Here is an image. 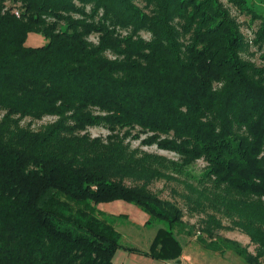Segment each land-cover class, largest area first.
Instances as JSON below:
<instances>
[{"label": "trees", "instance_id": "trees-1", "mask_svg": "<svg viewBox=\"0 0 264 264\" xmlns=\"http://www.w3.org/2000/svg\"><path fill=\"white\" fill-rule=\"evenodd\" d=\"M17 1L20 17L0 10V264H121L120 248L178 255L165 228L150 251L124 245L98 207L126 197L153 217L183 223L184 207L153 188L180 177L136 158L129 134L205 158L218 182L264 198V67L241 55L243 34L221 0ZM94 31L97 43L87 38ZM46 115L56 118L22 124ZM98 124L109 132H89ZM182 182L187 211L207 217L204 229L246 233V245L229 242L264 264V204L226 225L209 210L205 186Z\"/></svg>", "mask_w": 264, "mask_h": 264}, {"label": "rangeland", "instance_id": "rangeland-1", "mask_svg": "<svg viewBox=\"0 0 264 264\" xmlns=\"http://www.w3.org/2000/svg\"><path fill=\"white\" fill-rule=\"evenodd\" d=\"M221 1L229 9L243 34L241 55L243 58L258 64V66L264 67V0ZM139 3L144 5L146 1L139 0ZM20 8L21 1L0 0V10L2 11L10 9L20 17L21 12L19 14L16 12ZM90 9L91 5L89 3L87 10L90 11ZM70 15L83 17L87 21L99 18L97 15H82L79 12H71ZM46 18L47 20H53V17L47 16ZM174 21L178 23L182 21V18L176 16ZM116 27V30L123 34L130 31V29L117 25ZM141 34L147 38L152 35L146 29L142 30ZM180 36L184 35L181 34ZM87 38L91 42L97 43L99 32H91L87 35ZM105 53L112 57L115 56L110 49ZM1 116L2 112L0 118ZM55 118L54 115H46L42 118L25 117L22 119V124L39 128ZM88 130L93 135H105L109 132L105 124L89 126ZM134 132H137V130H134ZM125 143L129 152L133 153L136 158L146 163L164 166L180 177V179L172 181L157 180L154 182L153 188L161 197L175 201L184 207L185 215L183 216V223H176L173 226L166 220L153 217L146 208L126 197H115L99 201L98 207L111 217L115 227L120 232V241L124 245L150 251L158 232L165 228L173 234L179 250L177 256L165 259L168 264H251L238 251V248L232 242H229L234 239L240 241L242 245H246L250 240L246 233L237 228H215L211 235L204 229L206 215L204 213L191 214L187 211V205L181 196L185 191L182 179L185 178L206 187L211 195L209 210L216 213L217 217L226 225L231 223V218L245 216L246 214L243 212H252L255 205L264 204L263 197H259L257 194L246 196L234 189H229L225 183L218 182L215 175L207 173L209 163L205 158L188 159L176 150L160 147L158 143L150 141L148 134L145 132L138 136L127 135ZM243 204H245L246 209L240 206ZM247 204H250L251 210H248L249 206ZM253 247V244H251L249 248L253 250ZM119 250L125 249L120 248ZM134 254L136 256L152 257L138 252ZM160 260L163 261L164 259Z\"/></svg>", "mask_w": 264, "mask_h": 264}, {"label": "crops", "instance_id": "crops-1", "mask_svg": "<svg viewBox=\"0 0 264 264\" xmlns=\"http://www.w3.org/2000/svg\"><path fill=\"white\" fill-rule=\"evenodd\" d=\"M133 253V254H131ZM135 252H129V250H119L115 255V259L121 264H168L165 260H160L156 258H149L147 256H136ZM133 255V256H131Z\"/></svg>", "mask_w": 264, "mask_h": 264}, {"label": "built area", "instance_id": "built-area-1", "mask_svg": "<svg viewBox=\"0 0 264 264\" xmlns=\"http://www.w3.org/2000/svg\"><path fill=\"white\" fill-rule=\"evenodd\" d=\"M16 12L19 14V10H16Z\"/></svg>", "mask_w": 264, "mask_h": 264}]
</instances>
